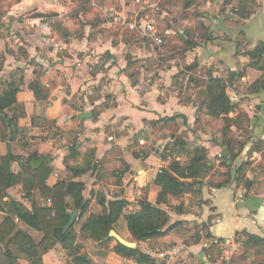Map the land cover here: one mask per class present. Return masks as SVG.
Segmentation results:
<instances>
[{"label": "crops", "instance_id": "obj_1", "mask_svg": "<svg viewBox=\"0 0 264 264\" xmlns=\"http://www.w3.org/2000/svg\"><path fill=\"white\" fill-rule=\"evenodd\" d=\"M141 11L171 31L165 45L180 43L178 34L200 26L197 46L182 59L171 58L175 51L158 54L130 27ZM1 13L0 95L9 84L20 91L17 106L0 115V166L9 153L25 159L37 153L52 168L47 186L72 181L88 206L83 215L78 212L73 249L58 241L40 253L39 264H67L74 249L92 264H138L115 253L113 238H79L90 217L103 216L113 201L126 204L113 230L153 264H264V250L248 245L250 239L264 240V52L250 56L264 44V0H0ZM210 76L228 84L234 107L228 117L248 118L243 130L231 128L240 152L228 167L232 153L223 121L207 115L198 98L202 87L193 80L204 83ZM36 81L46 99L35 97L30 84ZM165 118L174 121L155 125ZM74 145L79 156L69 163L80 165L94 151L96 171L71 175L66 160ZM198 148L208 151L210 177L221 180L230 172L231 184L217 189L203 183L202 195L173 192L158 205V175L172 162L185 169ZM9 168L13 174L25 169L19 160ZM3 199L28 211L34 203L52 206L36 190L27 195L22 185ZM145 200L168 214L167 233L137 241L125 215L140 212ZM67 203L72 215L71 195ZM7 216L0 211V225ZM16 223L41 243L43 232ZM215 246L216 253L209 252ZM2 258L0 253V264H9ZM17 262L34 264L24 255Z\"/></svg>", "mask_w": 264, "mask_h": 264}, {"label": "trees", "instance_id": "obj_2", "mask_svg": "<svg viewBox=\"0 0 264 264\" xmlns=\"http://www.w3.org/2000/svg\"><path fill=\"white\" fill-rule=\"evenodd\" d=\"M87 2V0H84ZM186 7L191 6V2L186 1ZM89 11V9H86ZM249 16V14H247ZM2 13L0 14V18ZM159 27L160 34L164 35L167 28ZM198 30L200 26L196 27ZM197 29H190L185 35L178 34L180 43L169 41L163 48L175 54L171 58L182 59L184 53L195 48L197 41L194 40L197 34ZM200 31V30H199ZM166 39V38H165ZM182 50V51H178ZM264 52V44H261L254 52L250 53L253 58H259ZM197 85L201 86L198 92V98L202 106L206 108V113L210 117L222 120L223 126L221 132L226 138V144L231 148L232 157L226 158L224 165L228 167L227 162L232 161L237 157L240 151L235 152L234 138L231 128L236 126L237 129L243 130L244 124L248 121L247 115L241 113L236 120L229 118V114L234 111L231 105L229 96L227 95L228 84L224 79H214L212 76L207 82L201 83L193 78ZM259 85L264 87V83ZM30 88L37 99H46V90L42 87L39 81L30 84ZM20 88L16 84H9L8 88L0 95V115H4L5 110L17 106V94ZM174 119H162L155 125L164 123L171 124ZM148 154V152L146 153ZM191 158L188 166L181 169L179 163L172 162L168 170H163L157 177L156 183L162 187V192L158 198V205L167 203L168 194L179 192L181 194L191 193L194 196L202 195L203 183H206L211 188L221 189L227 187L233 181V175L229 172L221 180H216L210 177L211 168L207 163L208 151L205 148H198ZM78 148L74 145L71 148V155L66 160L67 169L73 177H79L89 172L97 170L98 164L95 161L94 151L89 152L80 165H71L70 160L77 158ZM165 158V157H164ZM13 160H19L23 165V173L13 174L9 165ZM29 170H32L29 173ZM52 173V168L48 165L45 158L40 157L37 153L31 155L28 159L16 158L12 154H8L3 159L0 166V211H7L8 216L0 225V243L3 246L1 250L3 263L19 264L17 259L24 255L34 264L41 262L40 253L47 252L59 241L67 249L76 240V234L73 227L67 233L64 229L68 225L71 213L69 212V204L67 196L71 195L75 210L83 215L87 210V204L82 196V189L72 181H61L55 187L49 188L47 180ZM181 178H189L192 182L185 184L181 182ZM22 185L30 196L32 191L36 190L40 197L44 200H49L52 203L50 208L39 207L36 203L33 204V210H26L20 203L15 201H4V196L7 190ZM126 207L123 201L110 202L106 213L102 215H92L85 227L81 230L80 240H91L94 243H101L109 238L113 226L124 214ZM141 211L136 213L126 214L125 218L128 224V229L132 237L137 240H145L164 236L167 231L165 227L169 221L168 214L158 206L152 205L147 200L141 202ZM16 220L24 222L30 227L43 232L44 238L40 244H36L33 239L23 232ZM248 245L262 248L264 250V240L250 239ZM16 249V253L12 249ZM115 253L126 258L134 260L138 264H153L152 260L138 249H130L121 244H117L114 249ZM217 246L209 252L216 253ZM72 260L67 264H92L91 260L86 256H80L79 250L74 249L71 252ZM236 263V261L234 262ZM239 264V263H237Z\"/></svg>", "mask_w": 264, "mask_h": 264}, {"label": "built area", "instance_id": "obj_3", "mask_svg": "<svg viewBox=\"0 0 264 264\" xmlns=\"http://www.w3.org/2000/svg\"><path fill=\"white\" fill-rule=\"evenodd\" d=\"M145 11H141L138 16L135 18L134 22L130 25L131 29L140 31L144 38L148 40L152 45L156 47H162L166 44L165 37L171 34L170 30H166L164 35L160 34L158 24L155 20L154 15L144 14ZM110 141H113L114 138H109ZM141 144H144V141H140ZM51 204V201H49Z\"/></svg>", "mask_w": 264, "mask_h": 264}, {"label": "water", "instance_id": "obj_4", "mask_svg": "<svg viewBox=\"0 0 264 264\" xmlns=\"http://www.w3.org/2000/svg\"><path fill=\"white\" fill-rule=\"evenodd\" d=\"M91 117H92L91 114H83V118H91ZM77 217H78V212L77 211L73 212L68 225L64 229V233H67L68 231H70V229L75 224ZM109 238L115 239L119 244H121L127 248H130V249H134L137 246L135 243L125 240L123 237H121L119 234H117L114 230H112L110 232Z\"/></svg>", "mask_w": 264, "mask_h": 264}, {"label": "rangeland", "instance_id": "obj_5", "mask_svg": "<svg viewBox=\"0 0 264 264\" xmlns=\"http://www.w3.org/2000/svg\"><path fill=\"white\" fill-rule=\"evenodd\" d=\"M161 22V24L160 23H158V26H160L161 28L164 26V23L162 22V20H160ZM157 52H158V54H164V52H165V49L163 48V46L162 47H158L157 49ZM147 148L149 149L150 148V146H147ZM115 179L113 178V181H114ZM115 182V181H114ZM77 220V219H76ZM76 222V221H75ZM77 226V225H76ZM120 226V225H119ZM73 231H74V233L75 234H78L77 232H78V228L76 227H73Z\"/></svg>", "mask_w": 264, "mask_h": 264}]
</instances>
